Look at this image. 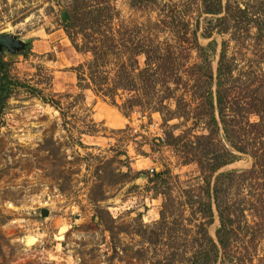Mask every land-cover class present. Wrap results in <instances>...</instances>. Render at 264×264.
Returning a JSON list of instances; mask_svg holds the SVG:
<instances>
[{"label": "rangeland", "instance_id": "1", "mask_svg": "<svg viewBox=\"0 0 264 264\" xmlns=\"http://www.w3.org/2000/svg\"><path fill=\"white\" fill-rule=\"evenodd\" d=\"M72 1L0 0V33L20 44L13 53L0 49V264H187L205 228L215 239L219 221L211 197L213 220L203 228L200 205L207 196L198 166L183 162L166 135L207 133L206 117L195 122L196 90L186 72L201 61L196 45L215 40L207 48L212 69L223 49L233 86L247 81L252 92L264 77V0H222L219 14L205 12L209 0H89L110 3L111 28H134L159 55L172 53L181 82L170 83V100L157 105L160 94L154 96L153 109L145 100L129 109L121 89L116 105L87 80L78 85V67L86 76L91 52L82 49L81 34L66 31ZM237 7L245 19L235 20ZM129 47L106 50L98 62L104 77H113L121 63L136 76L144 57L132 56ZM247 118L257 121L255 114ZM217 131L237 156L213 177L249 169L252 156L230 147L220 124ZM257 183L231 185L226 196L250 201L241 206L251 264H264V188ZM45 192L50 199L38 208ZM240 225L244 233L243 220ZM28 234L37 238L31 245L24 241Z\"/></svg>", "mask_w": 264, "mask_h": 264}, {"label": "trees", "instance_id": "2", "mask_svg": "<svg viewBox=\"0 0 264 264\" xmlns=\"http://www.w3.org/2000/svg\"><path fill=\"white\" fill-rule=\"evenodd\" d=\"M204 7L207 13L219 14L223 10L222 0H209ZM110 11L111 5L106 1L76 0L69 3L67 9L69 20L65 23L66 31L68 34H73L70 31H75L76 35L81 34L84 39L82 49L91 52V59L86 63L87 77L80 72L82 65L78 67V85L81 81L87 80V85L89 84L96 94L110 97L116 105L114 97L120 94L118 90L121 89V93H127L123 105L129 109L142 106L143 100L149 103L148 108H155V105H151V101L158 93L160 95L156 96L157 101H154L157 105L173 98L174 90L170 87V83L178 84L181 82V76L176 71L170 50L164 56L159 55L156 48L145 45L139 39L134 28H111L110 15H107ZM237 11L241 17H236L235 20L240 21L246 18L244 9L237 7ZM101 19L104 20L101 21ZM216 20L225 19L217 17ZM102 23L106 29L103 28L100 31ZM212 44H215L214 39L210 40L205 47L196 45L198 51L202 50L199 53L201 61L186 71L189 78L192 77L194 80L193 88L196 90L193 94L197 102L193 108L199 113L194 115L195 122H200L206 117L204 126L207 133H187L190 134L187 138H184L183 134L173 135L172 131L166 135V141L174 145L176 151L181 154L183 162H195L198 166L203 181L199 187L205 191L207 196V201L200 205V210L206 213L203 216L206 218L205 222H202L203 228L206 223L213 220L211 197L215 203L219 221L215 239L208 235L205 228L202 232L204 242L187 260V264H224L225 262L251 264V241L247 239L249 225L244 220L245 209L241 206L243 201L249 206L250 201L244 200L243 197L241 203L231 202L226 194L229 186H237L251 180H256L259 188H264V77L256 80L258 85L252 89V92L249 89L250 84H246L247 81L244 82L245 87L233 86L231 68L224 61L223 49L220 50L215 72L213 71L207 52V48L209 49ZM131 45H133L132 56L142 55L144 57V66L135 67L136 76L127 69L124 63H121L113 77H104L105 73L101 71L98 62L99 59L105 60L106 50H116L117 46L126 50ZM213 51L214 48L211 52ZM260 54L264 56V52ZM2 104L3 89L0 86V108ZM165 108L168 107L165 106ZM249 114L257 115V121L248 120ZM218 124L222 128L223 140L230 147L248 152L252 156L253 164L249 169L223 171L213 177L217 169L230 163L237 156L215 136L218 132ZM212 178L213 181H211ZM242 187L240 186L238 190L241 193ZM244 190L247 191L246 193L249 192V188ZM255 202L257 204L259 202L258 206L262 208L263 201L260 197ZM240 220H243L244 233L240 227Z\"/></svg>", "mask_w": 264, "mask_h": 264}, {"label": "water", "instance_id": "3", "mask_svg": "<svg viewBox=\"0 0 264 264\" xmlns=\"http://www.w3.org/2000/svg\"><path fill=\"white\" fill-rule=\"evenodd\" d=\"M62 15H63L64 18H66V13H63ZM2 47L8 49V51L13 53L16 50V48L20 47V44L14 38V36L0 33V49ZM47 212H48L47 209H44V208L41 209V214L42 215H46Z\"/></svg>", "mask_w": 264, "mask_h": 264}, {"label": "bare ground", "instance_id": "4", "mask_svg": "<svg viewBox=\"0 0 264 264\" xmlns=\"http://www.w3.org/2000/svg\"><path fill=\"white\" fill-rule=\"evenodd\" d=\"M116 122H118L117 120H116V118L114 119V118H112L111 119V123L112 124H116ZM34 234V233H33ZM36 237H34L33 235H27V236H25L24 237V241H25V243L27 244V245H31V244H33L35 241H36ZM39 239V238H38Z\"/></svg>", "mask_w": 264, "mask_h": 264}, {"label": "built area", "instance_id": "5", "mask_svg": "<svg viewBox=\"0 0 264 264\" xmlns=\"http://www.w3.org/2000/svg\"><path fill=\"white\" fill-rule=\"evenodd\" d=\"M49 199H50V193L45 192L44 195L41 196L39 198V200H38L39 201L38 208H41V206H45V204H47V202L49 201ZM42 202H43V204H42ZM8 206H12V204L10 203V204H8Z\"/></svg>", "mask_w": 264, "mask_h": 264}, {"label": "flooded vegetation", "instance_id": "6", "mask_svg": "<svg viewBox=\"0 0 264 264\" xmlns=\"http://www.w3.org/2000/svg\"><path fill=\"white\" fill-rule=\"evenodd\" d=\"M1 86V85H0ZM2 87V86H1Z\"/></svg>", "mask_w": 264, "mask_h": 264}]
</instances>
